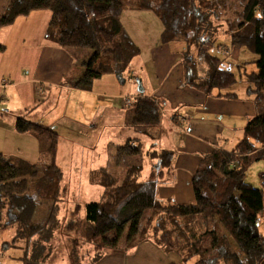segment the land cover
<instances>
[{"label": "trees", "instance_id": "trees-1", "mask_svg": "<svg viewBox=\"0 0 264 264\" xmlns=\"http://www.w3.org/2000/svg\"><path fill=\"white\" fill-rule=\"evenodd\" d=\"M124 10L152 12L163 26L162 42L185 45L184 84L203 87L208 95L216 91L222 96L237 83L234 74L223 68L224 60L209 52L214 45L221 48V37L231 47L253 54L255 70L247 73L242 65V77L246 94L257 106H264V0H6L0 28L32 12H50L47 41L63 49L91 52L82 63L81 76L71 84L73 89L90 91L104 75H124L139 53L121 26ZM3 49L0 46V52ZM200 57L209 63L205 75L198 71ZM130 107L131 125L160 122L159 108L151 99L136 98ZM14 130L39 141L46 138L51 163L41 162L45 169L39 174L40 163L0 154V238L13 233L9 241L0 242V250L22 246L21 264H39V246L53 238L59 226L63 176L54 158L58 135L25 116L16 119ZM116 151L118 163L124 157H146L158 162L157 169L146 179L141 164L128 165L118 177L106 168L90 174L91 184L103 192L99 202L85 204L84 221L71 225L74 261L79 248H87L85 257L92 253V263H98L109 252L128 254L148 243L165 255L174 254L183 264L192 259L196 264H264V235L259 231L260 220L264 222V183L263 188H255L244 181L246 171L264 161V111L247 122L243 138L231 151L215 149L202 157L191 179V204L163 203L157 196L172 167V151H145L132 140ZM37 201L47 204L49 212L45 221L35 224Z\"/></svg>", "mask_w": 264, "mask_h": 264}, {"label": "crops", "instance_id": "crops-1", "mask_svg": "<svg viewBox=\"0 0 264 264\" xmlns=\"http://www.w3.org/2000/svg\"><path fill=\"white\" fill-rule=\"evenodd\" d=\"M5 5L6 0H0V14ZM50 19V12L36 11L0 28V46L4 48L0 52V154L41 164L39 139L15 132L14 125L18 117L25 116L55 131L47 123L48 118L52 119L47 116L54 114L58 106L55 91L67 92L69 99L73 94L81 100L95 98L97 108H107L109 103L117 106L120 102L130 107L136 98L151 99L159 108L160 119L164 118L174 133L173 141L168 142L170 149H162L157 143L145 149L173 152L172 167L166 171V183L158 186L157 196L163 203H193L191 179L202 157L215 149L231 151L243 138L247 122L261 114L259 106L246 94V88L242 93L223 91L218 96L216 91L208 95L203 87L185 85L182 64L185 45L164 44L163 26L152 12L124 10L120 15L121 26L139 51L130 69L121 76H102L93 82L90 91L73 89L71 84L81 76L82 63L90 54L86 50L80 54L76 49H63L47 41L45 32ZM255 59L249 57L248 63ZM236 64L240 70L244 64L245 69L248 67L247 62ZM250 67L255 70L254 65ZM56 119L68 118L64 113ZM156 138L154 135L153 140ZM263 173H259L260 179ZM104 259H109L106 264H182L174 254L165 255L148 243L128 254H105L98 263ZM192 264H196V259Z\"/></svg>", "mask_w": 264, "mask_h": 264}, {"label": "rangeland", "instance_id": "rangeland-1", "mask_svg": "<svg viewBox=\"0 0 264 264\" xmlns=\"http://www.w3.org/2000/svg\"><path fill=\"white\" fill-rule=\"evenodd\" d=\"M219 43L221 48H216L214 45L209 52L212 56L223 59V68L228 69L237 79V83L225 91L231 92L235 90L236 93H242L246 88V83L242 77V71L237 69L236 63L238 61L240 63L247 62L248 67L245 71L249 73L251 69L254 70L253 67H250L252 64L248 63L250 61L249 57L255 59V56L244 48L231 47L225 38L221 37ZM170 44L178 47L182 46L181 42H171ZM236 50H240V52L236 53ZM82 52L79 50L80 54ZM84 52L91 53L89 50ZM208 68V61L200 57L198 60V71L206 73ZM54 94V100H58V106L54 114L47 116L52 118H48L47 123L56 128L55 132L58 135V140L54 158L55 164L61 169L63 176L60 182L61 194L58 201L60 208L58 213L59 226L53 231L54 237L48 241L49 243L45 242L39 246V264H97L91 261L92 253L85 257L88 254L87 248L78 249L79 257L77 261H74L72 251V240L75 239V234L71 225L76 223V221H84L85 204L99 202L103 192L101 187L90 184V174L97 172L101 168H106L114 177H118L128 165L141 164L143 167L142 179H146L152 170L157 169L158 165L156 164L158 162L149 160L146 157L140 158L141 160L137 157L136 159L124 157L122 162L118 163L116 148L123 146L127 140L132 139L134 144L140 141L144 149H148L151 143H157L158 147L162 149H170L168 142L173 141L174 133L162 117L155 126L131 125L133 111L131 107L126 104L123 105L121 102L117 106L109 103L107 108H97V99L95 98L92 101L81 100V97L76 98L74 97L75 94H73L71 99H69L67 92L57 93L55 91ZM82 101L84 102L82 103ZM259 108L262 113L264 110L263 104ZM64 113H66V118L68 119H62L61 121L56 119L57 116H62ZM41 116L39 115L40 118ZM42 118L44 119L45 117L43 116ZM41 121L44 123L43 120ZM143 131H146L147 134H144ZM154 135H157L155 140H153ZM40 143L41 147H43L42 151L45 152L41 161L43 163L48 161L47 164H50L51 157L49 156L47 160L48 153L46 152L49 141L43 137L40 138ZM44 166L43 164L37 166L39 174L45 169ZM262 171L264 172V161L254 163L246 171L245 183L255 188H263L262 183L264 181L259 178V173ZM48 212L49 206L37 201V210L32 222L37 224L45 221ZM259 231L264 235V222L262 219L259 222ZM126 234L127 229H125L119 242L120 246L124 244ZM12 236V232H7L0 238V242L9 241ZM115 253L124 255L121 250L107 254L115 255ZM22 256V246L14 251L1 252L0 250V264H21ZM107 260L109 259H104L98 264H106ZM193 262L194 259L186 264H192Z\"/></svg>", "mask_w": 264, "mask_h": 264}, {"label": "built area", "instance_id": "built-area-1", "mask_svg": "<svg viewBox=\"0 0 264 264\" xmlns=\"http://www.w3.org/2000/svg\"><path fill=\"white\" fill-rule=\"evenodd\" d=\"M128 104V103H127ZM262 179L264 180V175L262 176Z\"/></svg>", "mask_w": 264, "mask_h": 264}]
</instances>
